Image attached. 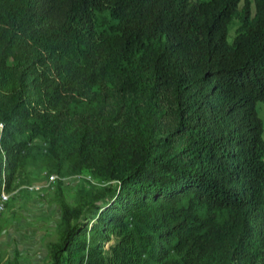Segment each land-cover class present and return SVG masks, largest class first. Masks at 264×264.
Wrapping results in <instances>:
<instances>
[{"label":"trees","instance_id":"trees-1","mask_svg":"<svg viewBox=\"0 0 264 264\" xmlns=\"http://www.w3.org/2000/svg\"><path fill=\"white\" fill-rule=\"evenodd\" d=\"M259 102L264 0H0V189L102 183L50 264H264Z\"/></svg>","mask_w":264,"mask_h":264},{"label":"rangeland","instance_id":"rangeland-1","mask_svg":"<svg viewBox=\"0 0 264 264\" xmlns=\"http://www.w3.org/2000/svg\"><path fill=\"white\" fill-rule=\"evenodd\" d=\"M237 28L235 21L231 40ZM258 109L264 121V102L258 103ZM101 184L87 171L51 174L41 159H30L12 190L7 191L5 185L0 189V199L5 194V209L0 213V264H11L15 256L20 264H50V245L59 239L61 198L74 205L85 190Z\"/></svg>","mask_w":264,"mask_h":264},{"label":"bare ground","instance_id":"bare-ground-1","mask_svg":"<svg viewBox=\"0 0 264 264\" xmlns=\"http://www.w3.org/2000/svg\"><path fill=\"white\" fill-rule=\"evenodd\" d=\"M3 193H4V191H3ZM4 199H5V194H3L2 198L0 199V213H2L5 209V200Z\"/></svg>","mask_w":264,"mask_h":264}]
</instances>
